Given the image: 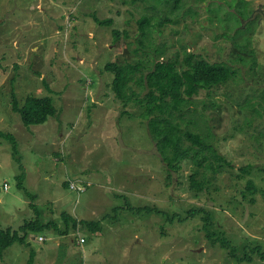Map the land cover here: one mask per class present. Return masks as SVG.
Segmentation results:
<instances>
[{"label":"rangeland","instance_id":"rangeland-1","mask_svg":"<svg viewBox=\"0 0 264 264\" xmlns=\"http://www.w3.org/2000/svg\"><path fill=\"white\" fill-rule=\"evenodd\" d=\"M245 1L257 11L252 27L235 18L239 0H0V131L19 149L13 155L0 138V226L20 228L35 216L32 204L61 228L64 213L101 222L96 233H33L0 264H26L32 250L35 264H264V0ZM142 17L150 20L145 38ZM157 50L179 67L193 53L236 71L195 95L181 123L231 164L207 169L202 192L189 185L192 161L168 178L140 109L123 107L105 70L147 62L139 78ZM13 94L20 106L52 97L57 113L27 127Z\"/></svg>","mask_w":264,"mask_h":264},{"label":"trees","instance_id":"trees-1","mask_svg":"<svg viewBox=\"0 0 264 264\" xmlns=\"http://www.w3.org/2000/svg\"><path fill=\"white\" fill-rule=\"evenodd\" d=\"M236 13V20L241 21L242 18L250 19L253 11L250 10L247 1L239 0ZM96 21L101 26L112 27L114 25L113 19H96ZM255 23L256 19L250 21L248 27H252L250 25ZM139 26L141 37H147L150 20L147 17L140 18ZM245 32L244 29H239V33ZM112 34L115 37V42H117L120 39V31L114 29ZM124 34L128 37L127 32ZM234 39L237 40L235 37ZM160 51L162 50H157L158 58L153 62L152 68L147 73L141 74L139 78L135 74L144 68L147 69L149 66L147 62L138 61L139 63L132 65L115 61L108 63L105 70L113 74L112 91L115 98L123 104V107L126 108L133 104L140 109L139 117L148 123L151 137L168 170V178L173 172H180L185 161H192L195 170L190 175L189 185L192 190L202 192L208 187L207 169L217 172L218 167H221L223 163L231 164L225 156L218 153L212 142L202 137L201 134L183 130L181 123L185 121L184 116L192 102L191 99L195 95L203 89L227 84L235 77L236 71L224 63H210L203 58L199 59L193 53H187L184 63L179 67L178 58L160 59L163 57ZM13 111L20 115L23 124L27 127L45 124L50 117H54L57 113L52 97L29 96L25 103L20 106L15 94H13ZM122 114L125 115L126 113ZM0 138L9 141L13 155L19 154L18 139L15 135L0 131ZM19 169H24L22 164H20ZM242 171L248 172V167ZM18 178L23 180L24 174ZM248 189L254 193L257 187L250 182ZM32 198L34 199L35 195ZM126 206L127 203L122 205L123 208ZM30 207L35 212V216L26 221L20 228H3L0 226V257L16 243L30 246L28 239L33 233L53 231L58 235L65 236L83 230L81 228L84 226L95 233L101 227V222L77 220L68 213H64L62 216L65 226L61 228L60 223L54 220L43 221L36 205L32 204ZM207 218L210 219V214ZM221 243L225 245L224 240H221ZM233 253L231 252L232 255ZM36 257V251L32 250L26 264H35ZM243 260L247 259L242 258L241 261Z\"/></svg>","mask_w":264,"mask_h":264},{"label":"clouds","instance_id":"clouds-1","mask_svg":"<svg viewBox=\"0 0 264 264\" xmlns=\"http://www.w3.org/2000/svg\"><path fill=\"white\" fill-rule=\"evenodd\" d=\"M254 12L256 13L257 11H253V13H254ZM260 13H261L262 16L264 17V15H263V14H264L263 11H260ZM257 17H258V16H257ZM256 19H257V18H256ZM259 21H260V20H259ZM82 238H83V237H82ZM82 238H81V239H82ZM81 239H80V240H81ZM83 239H85V238H83ZM39 240L42 241V242H45L47 239H46L45 237L41 236V237L39 238Z\"/></svg>","mask_w":264,"mask_h":264},{"label":"flooded vegetation","instance_id":"flooded-vegetation-1","mask_svg":"<svg viewBox=\"0 0 264 264\" xmlns=\"http://www.w3.org/2000/svg\"><path fill=\"white\" fill-rule=\"evenodd\" d=\"M264 15V14H263ZM257 18V14L254 12L252 13L251 17H250V20H254Z\"/></svg>","mask_w":264,"mask_h":264},{"label":"crops","instance_id":"crops-1","mask_svg":"<svg viewBox=\"0 0 264 264\" xmlns=\"http://www.w3.org/2000/svg\"><path fill=\"white\" fill-rule=\"evenodd\" d=\"M82 237H84V236H81L80 238H82ZM57 243H60V240H58ZM77 243L80 244L79 242H77ZM36 258H38V256Z\"/></svg>","mask_w":264,"mask_h":264},{"label":"bare ground","instance_id":"bare-ground-1","mask_svg":"<svg viewBox=\"0 0 264 264\" xmlns=\"http://www.w3.org/2000/svg\"><path fill=\"white\" fill-rule=\"evenodd\" d=\"M71 222V221H70Z\"/></svg>","mask_w":264,"mask_h":264}]
</instances>
